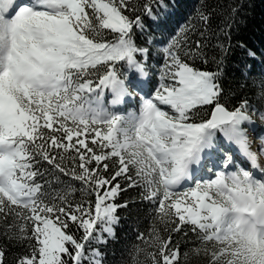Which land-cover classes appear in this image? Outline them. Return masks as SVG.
Wrapping results in <instances>:
<instances>
[{
  "label": "snow or ice",
  "instance_id": "6c2138e0",
  "mask_svg": "<svg viewBox=\"0 0 264 264\" xmlns=\"http://www.w3.org/2000/svg\"><path fill=\"white\" fill-rule=\"evenodd\" d=\"M181 6L0 0V264H110L134 211L119 264H264V51L249 98L243 0Z\"/></svg>",
  "mask_w": 264,
  "mask_h": 264
},
{
  "label": "trees",
  "instance_id": "16d2710c",
  "mask_svg": "<svg viewBox=\"0 0 264 264\" xmlns=\"http://www.w3.org/2000/svg\"><path fill=\"white\" fill-rule=\"evenodd\" d=\"M197 0H180L181 7L177 10V14L170 18L168 26L175 27L178 23L184 22L183 17L187 15V10L183 5L191 6ZM222 4L232 2V0H219ZM246 5L242 15L238 17V24L233 29V37L231 41V48L226 54V72L225 77L226 86L232 89L237 88V82L242 87L241 94L252 98L258 92V84H254L252 79H249V73L244 68L245 61L248 64H253L251 58H246L244 51L237 46V39H243L249 47L255 48L259 51H264V0H243ZM223 39V37H221ZM255 71L250 75L259 76L260 68L259 62H255ZM210 70H215V66H211ZM111 96L106 94L105 102H110ZM134 102V101H133ZM123 107V106H122ZM128 107H133L130 103ZM68 179V177H64ZM149 220L145 218L143 211H134L127 213L121 218L120 227L116 229L117 239L109 241L107 251L109 253L107 259L110 264H119L120 253L125 246L139 243L136 239L137 230L146 231Z\"/></svg>",
  "mask_w": 264,
  "mask_h": 264
}]
</instances>
